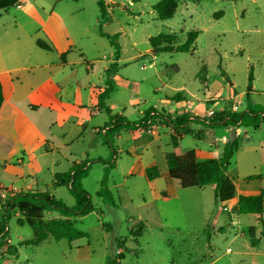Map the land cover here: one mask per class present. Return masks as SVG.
Returning <instances> with one entry per match:
<instances>
[{
  "label": "rangeland",
  "instance_id": "374dc122",
  "mask_svg": "<svg viewBox=\"0 0 264 264\" xmlns=\"http://www.w3.org/2000/svg\"><path fill=\"white\" fill-rule=\"evenodd\" d=\"M97 1L19 0L0 10V70L23 83V96L56 81L62 100L73 104L64 108L63 121L45 108L30 114L47 138L31 160L18 161L24 150L12 131L10 137L0 135V181L7 192L2 196L10 197L6 189L15 186L47 192L72 206L68 186L53 180L73 162L86 160L88 173L81 183L92 204L90 212L72 216L86 236L72 241L49 236L37 245L25 243L33 230L19 211L12 213L0 234V264H264V226L255 214L223 209L211 184L181 188L165 176L146 179L142 169L154 160L160 166L161 150L170 148L166 127L160 129L161 144L153 135L138 138L127 130L109 138L106 112L89 113L93 86H102L103 70L116 62L115 89L106 99L113 113L130 121L149 107L196 113L191 126L203 130L204 137L184 135V148L232 138L237 125L231 129L208 120L247 105L239 94L247 93L249 73L248 103L252 110L264 106V0H177L166 19L153 8L159 0H104L103 15ZM190 30L197 37L189 51H156L150 45L149 37L159 33H174L177 43L184 42ZM37 38L52 50L39 48ZM178 91L183 98L174 99ZM236 133L240 147L230 159L228 176L236 183L257 182L248 176L258 174L264 188V120L257 128L243 124ZM105 167L114 205L96 193ZM165 189L169 197L162 198L159 191ZM1 216L0 209V221ZM56 217H61L56 209L43 213L44 220ZM254 225L259 242L251 245L247 229Z\"/></svg>",
  "mask_w": 264,
  "mask_h": 264
},
{
  "label": "trees",
  "instance_id": "16d2710c",
  "mask_svg": "<svg viewBox=\"0 0 264 264\" xmlns=\"http://www.w3.org/2000/svg\"><path fill=\"white\" fill-rule=\"evenodd\" d=\"M101 14H104V0L97 1ZM18 0H0V10L8 7L18 5ZM177 0H159L153 5L157 11L160 19L170 18L176 9ZM100 32L104 34L101 30ZM197 37L196 30H190L186 33L184 42L177 43L176 35L174 33H159L155 36L149 37V42L156 51H189ZM114 42V41H113ZM35 44L47 51L52 50V45L48 42L37 38ZM115 47L118 44L114 42ZM65 53L60 54L61 61H64ZM200 69H204V65ZM117 70V63L111 62L103 72L104 87L97 92L96 106L102 109L108 115L109 129L105 130L106 136L109 138L120 129L132 128L137 126L145 128L151 125V119L165 122L171 126L170 132V149L166 152V163L169 176L176 180L181 188L202 187L205 185H214V197L216 202L224 203L232 199L235 193V183L233 178L226 174V169L229 160L237 149L236 138L226 143L218 152L216 156L207 157L205 159H197L193 149H182L180 147V138L183 134L188 133L186 122L189 121L188 115H171L164 110H157L154 107H149L144 111L143 115L136 121H130L125 116L118 113H111L110 108L105 104V99L113 90V75ZM199 80L204 82V77ZM249 83L247 86V93L245 98L248 99V92L251 90L252 75L249 73ZM179 94L176 93L174 98ZM3 92L0 83V108L3 104ZM153 112V114H150ZM215 119L222 116V112L216 113ZM229 123L251 124L257 125L261 120H264V106L258 110H252L251 107H246L245 110L234 112L228 115ZM227 120L224 121L226 124ZM86 160L80 162H73L68 170L55 174L54 184H64L68 186L71 194L75 199L72 206L64 204L61 199L55 198L47 192L36 191H18L9 192L10 197L5 198L1 195L3 190L0 185V209L2 211L0 221V232L6 226L7 220L12 213L19 211L23 217L24 222L27 223L33 230V238L25 241L26 244L37 245L43 240L51 236L54 240L62 238L72 241L77 238L86 236V232L75 226L74 222L65 218H50L43 219V213L47 210H58L62 215L74 216L78 214H86L92 210V204L88 193L84 190L81 179L87 175L88 166L85 167ZM144 175L146 179L151 180L159 176V171L155 165L144 168ZM258 175H250L248 179H255ZM108 181V167H105L104 173L99 181V188L96 191L97 195L108 204H115L114 198L107 187ZM69 184V185H68ZM263 192L257 194H238L237 202L233 210L237 214L252 213L257 215V218L262 222L261 214L263 211ZM18 224H23L21 219H17ZM255 226H250L247 229L249 241L252 245L258 243V238L255 236ZM2 243L0 242V245Z\"/></svg>",
  "mask_w": 264,
  "mask_h": 264
},
{
  "label": "crops",
  "instance_id": "0c3cea01",
  "mask_svg": "<svg viewBox=\"0 0 264 264\" xmlns=\"http://www.w3.org/2000/svg\"><path fill=\"white\" fill-rule=\"evenodd\" d=\"M28 2H29V0H28ZM8 8L3 9L2 11L7 10ZM47 25H48V21H46L44 23V28L45 29L47 28ZM47 32H48V35L54 40L53 31L50 29V32L49 31H47ZM60 50H63V49L59 47V51ZM66 54H67V52H66ZM61 63H65V57H64V61H61ZM117 69H118V65H117ZM104 70H103V72H104ZM102 77H103V74H102ZM116 77H117V70H116L115 74L113 75V81H114L113 85L115 83V78ZM203 81L204 82H202V84H205L206 83L205 79ZM0 83H1V86H2V92H3V98H4L3 99V104H2V106L0 108V135H5V136L10 137L11 136V132L10 131H12L13 134L15 135L16 139L18 140L19 144L23 147V150H24V155H21V157L18 158V161L21 162L23 156H28V158L31 160V159L34 158V153L33 152L35 150H37L38 147L41 144H44L45 140H47V138H46V134L41 129V126H39L35 120L30 118V114L34 110H37L39 108H45L51 113L54 112V113H57V115H62L61 121H63V120H65L64 117L66 116V113H67L64 108H67V106L70 107L73 104H69V103H67V102L62 100L61 93H60V90H59V86L57 85L56 81L51 82L49 87H40V86L36 87L35 90L30 91L25 96H23L24 92H25L23 87H22L23 83L18 78L14 79L13 75L10 73L9 70H0ZM103 87H104V77H103L102 86H100V85H94L93 86V89H94L93 93H94V97H95V103H94V107L91 108L89 113H93L95 111H104L102 109L97 108V106H96V95H97V92L99 90H101ZM48 88L52 89V92L50 94L47 92ZM114 89L115 88L113 87V90L111 92H113ZM251 90H252V87H251ZM177 93L179 95L176 96V98H174V95L176 93L172 96L174 99L183 98V95H182V93L180 91H178ZM109 94H108V96H109ZM244 95L245 94H243V92H241L239 94L240 97H245ZM107 97H106V99H107ZM106 99H105V104H106ZM238 102H240V99L238 100ZM215 103H216V101H215ZM249 104L250 103H248V99H247V105L244 104L239 111L245 110L246 107H250ZM78 107H81V106L78 105ZM208 112H212V110H209ZM219 112H221V111H219ZM236 112H238V111H236ZM111 113H113L112 110H111ZM140 113L143 115L144 111L143 112L141 111ZM169 113L171 115H183V114L188 115L187 118L189 119V121H187L186 124H185L187 129H188V133H186V134L196 135L199 138H203L204 137L203 136L204 135L203 130H201V129L194 130L192 128V126L196 124L195 121L192 120L193 116H198L196 113L191 115L188 110H185L183 113L176 112V111H174L173 113L172 112H169ZM118 114L123 115L122 113H118ZM232 114L223 115V113H222V116H220V118H218V119L214 118L212 120H208V122H209V124H213V122H214L215 125H217V124L223 125V126L227 125L231 129H233V125H237V128L234 129L235 138L237 140V149L234 151V153H235L236 151H238V149L240 147L239 142H238V134L236 132H237V129L241 128V126L243 124H240V121H238L235 124H233L231 122L229 123V120H227L228 119V115H232ZM214 115H216V113ZM59 119H60V117H59ZM126 119H127V117H126ZM225 120H227L226 124H224ZM158 121L159 120L153 121V123L151 125H149V127L146 128V129L141 128V127H137V126H132V128L124 127L122 129H120L119 131H117L116 133H114L113 135H118L121 130H123V131L127 130V131H130V132L134 133L135 135L139 136L138 138H142L144 135H150V136L153 135V137H154L153 140H157V141H159V144H161V141H160V136H161L160 129L163 128V127H166L167 128V134L169 136L168 145L170 146L171 126L167 125L163 121L162 122L161 121L158 122ZM49 122H50V124H52L54 121L49 120ZM259 125H260V122L257 125H252V126L257 128ZM186 134H183L181 136L179 142L181 141L182 137L184 135H186ZM232 139H234V138L225 137V139H224V141L222 143L211 141L209 146L197 145L195 148H184V147H181V145H180V147L182 149H193L195 151V155H196L197 159H205L207 157L216 156L218 154L219 150L226 143L231 141ZM46 146H47L46 151H49L51 149V147H50V145H47V142H46ZM167 151L168 150L163 152L161 150L162 162H161L160 166H158L156 164L155 160L152 162V164L150 166L155 165L157 167V169L159 171V176L158 177H160V176L164 177L165 176L166 178L171 180L172 178L168 174L167 163H166V152ZM233 154H232V156H233ZM76 162H78V161H76ZM229 163H230V160H229ZM144 168L142 169L143 173H144ZM226 171H227V169H226ZM226 174H227V172H226ZM256 175H258V174H256ZM158 177H155V178H158ZM155 178H153L151 180H154ZM255 179H257V182H238V183H236L235 180H234L236 195L232 199H230L229 201H226L224 203H219V204H223V209H225V210H229V209L233 210V207H235L236 202H237V195L238 194H244V195L257 194L260 191H262L263 192V198H264V188H263V185L261 183L260 175H258V177L255 178ZM151 180H148V181H151ZM172 180H174V179H172ZM174 181H176V180H174ZM176 183L178 184L177 181H176ZM0 185H1L2 189H3L2 191L7 193L4 190L5 187H4V185L2 184L1 181H0ZM178 186H179V184H178ZM213 187H214V185H213ZM7 188L8 189H6V190L10 191V192L28 191L29 190L27 188L26 189H24V188L16 189L15 186H9ZM8 194H9V192H8ZM159 194H160V197H162V198L169 197V192L166 189L165 190H160ZM225 203L229 204L228 207L226 205H224ZM263 204H264V201H263ZM50 211H52V210H50ZM65 217H67V218H69V219H71L73 221L72 216H65V215H62V214H61V217H56V218H65ZM261 219H262V214H261ZM257 222L262 224V226H264L263 223L258 220V218H257ZM254 226L256 227V229H255V233H256V231L258 230V226L257 225H254ZM258 242H259V240H258Z\"/></svg>",
  "mask_w": 264,
  "mask_h": 264
},
{
  "label": "built area",
  "instance_id": "2783aa9c",
  "mask_svg": "<svg viewBox=\"0 0 264 264\" xmlns=\"http://www.w3.org/2000/svg\"><path fill=\"white\" fill-rule=\"evenodd\" d=\"M150 114H153V112H150ZM88 164H86V166H87ZM85 166V167H86ZM69 185V184H68ZM1 195H2V193H1ZM5 228H7L6 226H5ZM3 232V231H2ZM2 232H0V234L2 233Z\"/></svg>",
  "mask_w": 264,
  "mask_h": 264
},
{
  "label": "water",
  "instance_id": "95a60500",
  "mask_svg": "<svg viewBox=\"0 0 264 264\" xmlns=\"http://www.w3.org/2000/svg\"><path fill=\"white\" fill-rule=\"evenodd\" d=\"M152 51H155L154 49H152ZM231 83V82H230ZM232 138H235V132H233V137Z\"/></svg>",
  "mask_w": 264,
  "mask_h": 264
}]
</instances>
